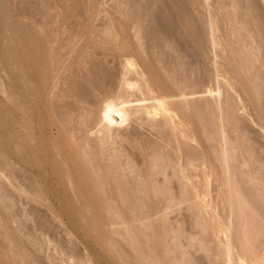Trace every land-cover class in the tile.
<instances>
[{
    "label": "rangeland",
    "instance_id": "1",
    "mask_svg": "<svg viewBox=\"0 0 264 264\" xmlns=\"http://www.w3.org/2000/svg\"><path fill=\"white\" fill-rule=\"evenodd\" d=\"M156 48H157V51H156ZM103 50L104 52L106 51L105 55H104V52L102 53ZM146 50L149 53H147ZM126 57H129L134 60L136 64V68L138 67L142 68L144 66V69L146 68L147 71L150 70L149 74H150V77L151 76L153 77L152 80H154L155 84L157 83L159 87L161 86V89H164V92L168 94L173 92L172 91L173 87L170 85L175 86L173 83L178 79L182 80L183 82H184L183 79H186L188 83L185 82V84L187 85L188 84L190 85L192 83L191 85H193L194 88L190 85L189 88L191 89L192 87L190 91L194 89L196 90L195 92H197L196 94L199 95V97L194 98L195 100L197 99L195 104H197L198 110H195V112L193 110L192 115H191L193 117L190 116V112H189V116H190L189 119L191 120L190 126H193L194 128V130L192 131L194 132L196 131L195 132L196 134L195 133L194 134L196 135L197 141L186 140V142H189V145L193 144L192 146L195 148L192 147L193 148L192 150L199 151L202 153L206 152V154L205 153L204 154L208 155V158L204 156L205 158L204 159L202 158L201 159L202 161L200 160V162H204L203 160L205 159H207V161L209 160L211 163L214 162L212 165L208 161V163H210L208 167L211 166V168L214 169V170L211 169V171H214L215 173L218 172V175L216 176V178L220 177L219 173H220V170L222 169L219 164L220 162L217 159L219 156V154L217 153H219L221 149L218 137L222 136L221 131L225 132L224 130H221L222 128H226L225 136L228 139L227 142L230 144L229 145L227 143L229 146V149L234 148L233 149L234 152L231 151L233 156L234 154L235 156L237 155L236 157L238 158L242 156L240 160H243L246 158L248 154H250L249 155L250 157L251 155L254 158L256 156L253 162L251 161V164H247L248 162H246L247 161L246 159H250V160L253 159V157H251L252 158L251 159L249 156H247L248 158L245 159L246 161L243 160L240 162L245 161L247 165H250L248 168L251 167L252 163L254 165L255 164L260 165V166L257 165V167L256 165L255 167H253L252 165L253 170L254 168H256L255 171H253L252 169L246 168L245 170L247 171L248 170L253 171V172L249 171V174L248 172L247 173L245 172V174H248V175H244V173H241L240 171L241 176H245V177L247 176L245 179L250 180L251 178L249 177H251L252 175H255L254 174L255 172L257 174L258 173L257 169H260L264 165L263 163L264 162V0H0V264H82V263L83 264H147L146 258L147 260H149L148 258L151 256L152 258H156L159 263L160 261L158 260L157 257L159 256L162 257L164 256V254L166 256V259L172 258L170 260L168 259V263L171 262L172 264L173 259L176 255H177L176 256L177 258L175 257V259L182 258L180 256L181 253L183 257L185 255V259L187 260V262L186 260L184 262L186 264H190L189 262L191 260H192L191 261L192 264H194L195 262H197L198 264L199 260L204 259V255H202L203 259H202V256L201 258H199L200 256L198 255V257L196 258V261L194 259L195 262L193 263V258H195V256L193 257V253H196L197 249H189V248L185 249V247L186 248L187 246L190 247V245L192 244L191 243L192 241L199 239V235L201 234V231L204 233L208 231V230H205L207 228H204L202 225H200L202 222L200 221L201 222L200 223L197 220L199 219V217L201 216L203 212L205 213L204 215L207 218L205 220H207V222L210 223L209 227L212 224L211 220L208 217L209 211L206 209L212 206V202H211V205L207 206L206 208L201 207V209L203 208L206 210L202 209L201 212H198V214L200 213V215H198L196 211L200 209L201 205L196 206L195 204V203H197V205L202 204V202L204 203L208 200L207 198H209V201H211V197H208L209 194L207 196L205 195L206 192H210L211 194L212 190L209 187L206 188L205 186H203V188H199L201 189V191L202 190L204 191V192H200L201 193L200 195H202V198L205 195L207 197L205 198L206 201L205 200L203 201L204 198L202 199L199 196H198V199L200 198L202 200L197 201L196 199L197 196L196 198L193 197L194 199H196L197 202L193 198H192V200H194L193 202H191V199L189 200V203L191 202V205L193 203L194 207L196 206L199 208L195 207L193 209V205L190 207L185 205L186 202L188 203V201L184 202L185 204L183 203V205H185L184 207L182 204L178 205L179 207L177 208L174 207L173 205L171 207L167 206L168 208L165 206L166 210L161 209L163 208V206L162 204H160L161 207L160 205H156L160 209L158 210V208L156 207L157 209L155 208L154 210L155 213L151 215V213L153 212V210H151L153 208L151 207H155V206L151 205V207L149 208L152 211L151 212L148 209V207L150 206L149 203L147 204L148 205L147 208H146L147 205H145L144 203L145 199H147V195H146V198L144 197L145 194L147 193L146 188H149L150 185L151 187L153 184L155 185V181H153L154 179L152 177L151 178L153 180L151 178H149V180H146L147 179L146 178L144 180L145 183L142 182L143 184L141 185L143 186H141L140 185L141 182L137 181L136 178L138 179L139 177H141V175L143 176L144 174L142 173L144 172L146 175L147 174L146 169L156 167V166L154 167L153 165H152L153 167H151V164L150 166H148L149 164L148 162L150 159L152 161V158L151 156H148L147 152L149 150L154 151V149H156L157 147L159 148V146L162 143L166 144L165 142L160 143L161 140H159L158 136H156L157 134H155V130L151 128L152 125H149V122H150L149 120H148L149 121L148 123L146 124L143 123L144 125L142 126L141 125L139 126L137 124H132V128H128L130 132H124L128 136L118 135L119 136V138H117L118 145L116 142V146H115V141H116V137H115L114 147H113V148L117 147L116 148L117 150L114 151V154L117 155L118 158L117 157L115 158L118 159V162H122L125 160L128 161L127 158L130 160L131 158L135 157L134 155H136L135 159H137V157L139 158L137 159V161L134 159L132 162L131 161L129 162L131 163L130 164L131 166L132 163L136 164L139 161L138 165L133 164L132 166H134V172L135 171L140 172L141 170V173H139L141 175L136 173V175L138 174L137 176H139L137 177L135 173L133 172V170L132 172H130V170L128 169L130 172L129 174L134 173L133 175L135 176V179L134 177H132L134 180H132L131 178H128V179H130L131 182L132 181L135 182V180L137 181L136 183L140 182L137 185L135 183L134 186H138V187L141 186L142 188H144V186L146 187L148 185L149 187L147 186L146 188H144L146 191L145 194H144L145 191H142V188H138L141 190V192L140 190L138 191V189H137V192H134L136 187L133 188V183L132 184L129 183L130 185L122 184L125 186V187L123 186L125 190L127 187L126 191H123L124 189L121 187L123 189L122 192H124V194H122L121 191L116 190L118 185H114L115 181L118 179L120 180L121 178L122 179L120 181L124 180L123 175L125 174L122 173V171L123 172L127 171V170L121 171L120 169L121 172L119 171L118 172L119 174H117V176L115 174V176L119 177L121 175L122 176L121 178L117 179L116 177H114L116 179L115 181H110V179H108L107 181V178H106V181L108 183L114 182L112 183L113 185L111 183L108 184V186H110V189L106 188V189H109L110 191H112L113 189V191L111 192L113 197L112 196L111 197L114 200H116L113 202L114 206L112 205L113 203L110 202L111 201L110 199H109L110 200L109 203H112L110 204L112 206H110L109 203H105L107 206L104 203H102L104 201L108 202V200H106L107 199L106 197L103 198L100 196V199H97L99 198L97 195L101 194L99 193L101 192V190H98L99 192L96 191L98 194L94 195L95 191L93 189L89 188L90 190L88 191L86 188L84 189V188H79V187L76 188L78 194L80 195L79 193L80 191H82L83 195L87 194L86 195L87 198L86 196L82 197V193H81V197L85 198L89 202L92 201L93 204H90V205L85 204L83 205L84 207L82 205H81L82 207L75 205L76 203H78L76 201L80 200L79 199L80 196L77 195L79 196L78 197L79 200L78 199L75 200L72 197H75L76 195L74 194L75 196H72L73 194H69L70 192H67V190H65L67 188L66 186L67 181H64V180L68 179V176L66 177V175H64L65 173L63 174L64 175L63 176L62 175L63 172L59 174L60 176L62 175V178L65 177V179L64 178L63 179L61 178L62 180L60 179L62 182L64 181L62 184H60L59 182L60 188H55V186L53 187V184H50V183H49L50 185L48 186V183L45 181L46 177L43 176V174H41V177H40V174H37V176L38 175L39 176L36 177L37 182L39 181V184H41L44 187L45 191H48V192L52 191V193L54 194L56 192L55 189H59L57 190L58 194L55 193V195L57 196V198H59L60 202L63 200L62 203H58V204L52 203L50 204L52 206H50L49 204H46V205L42 204L40 206L37 205L35 206L36 208H34L32 206H29L28 204H25L21 200V195L19 193L20 185L18 184L19 179H17V177L19 178V174H18L19 172L15 173L17 171V170L15 171V169L18 167H21V164L23 165L22 167H26L30 165L31 162L33 164L35 162L34 161L35 158L32 159L31 158L32 156H29L30 152L27 153L25 151V153L28 155H26L23 152L25 155V159H26V160L24 159V161L25 162L27 161V162L24 163L22 159H18L19 153L17 152L19 151L16 152L18 154L17 155L15 153V150H17L16 149L17 145H15V142L17 141L18 145L20 143L21 144L23 143L24 145L26 144L25 146H27L28 143L33 142L32 138H34L35 135L37 136V134L34 133V130H36L39 127H40L39 130H41L43 124L45 123L46 117L50 116L49 117L50 120L55 119L53 117L54 115L53 116L49 115L50 114L49 108L51 107V105L49 107V104L52 102L51 101L52 99L55 100V98L53 97H56L55 95L60 93V92L59 93L57 92L60 91L61 88L65 86L64 91H66V89L69 88L68 86H66L67 83L65 84V82H67L68 79L73 80L74 78V81L81 79V83L83 85L86 84V82L83 83V80H82L84 79L85 81V78L79 76L80 73L76 74L75 72H73L74 70H77L76 72L80 71L78 69L79 66H81L79 65L80 61L81 62L83 61V63L88 62L86 64L84 63V65H87V66L90 64L89 61L91 60L93 61L91 62L93 64L94 63L96 64V61H97V64L102 63V65H105V66H109V67L113 66L114 71L116 72L113 75V77H115V75L118 76L117 73H119L120 70L122 69L121 64L119 62L123 61L122 58L124 59ZM104 61H106L105 64L103 63ZM74 63L78 64L79 66L78 65L75 66ZM64 67H67L68 71L67 69L65 70ZM81 68L82 67H80V69ZM172 69L174 70L172 71ZM56 74L60 76L57 77ZM61 75L65 77L63 78L61 77ZM72 75L75 77H72ZM169 75L174 78V79L172 78L173 80H175L176 77L178 78L175 81L170 83L171 77L170 79L167 78L169 77ZM56 77L57 79H55ZM66 77L67 78L69 77V78L67 79ZM76 77L78 79L75 80ZM65 78L67 79V81ZM64 79L65 81L64 83H62ZM188 80H191L190 81L191 83ZM5 85L9 87V90H7L8 93L6 92V88L8 87H6ZM206 88H215L214 90L218 89L220 93L218 97L220 98L218 99V97H215L217 96V93H214L213 95L209 94V96H206L208 94H206V92H203V90H205ZM64 91L61 90L62 93ZM202 92H203V95L200 96ZM48 93L50 94V97ZM46 94L47 96H45ZM62 97L66 99V97L64 96ZM214 97L217 98L216 99L217 102L218 101L222 102L221 104L218 103L219 108L215 105L217 104V102L216 100H214ZM26 98L27 99L29 98L28 101ZM44 98H45V104L43 105L45 106L48 104L45 107L40 104L44 102ZM174 99L175 98L172 97V100L176 101V99L175 100ZM212 101H215V103ZM32 102L33 103L35 102L36 105H34ZM12 103H13V106H12ZM7 104H9V106H7ZM205 104L206 105L210 104L214 106L213 107L214 109L213 110L210 109V112L208 111L209 113H207V111H205L202 107V105H205ZM39 105L41 107H39ZM17 107H18V111H17ZM42 108L44 111H42ZM38 109H41V111ZM46 110L48 113L46 112ZM219 112L220 114H222V116L219 114ZM225 112L227 113L225 114ZM206 113H207V116L210 115L208 119H207ZM19 116H20V119H19ZM22 119L24 123L21 121ZM25 119L27 120L29 119V121L26 120L27 121L26 122ZM47 119L48 118H46V120ZM206 121H209L210 123ZM218 121H220V123ZM33 123L37 127L33 125ZM203 123H205L204 125H208V126L211 124L210 125L211 127L209 126L211 130L208 128L209 131H207L206 128L208 126L205 128L206 130L205 129L200 130V129H203ZM219 124H221L220 130L218 129ZM21 125L26 126V127H23ZM33 127L35 128L34 130H33ZM6 128L9 130H6ZM134 131L136 132L134 133ZM6 132H8L9 135L5 134ZM205 132L209 133V135L207 134L209 138L213 135V138H211L210 140L208 138L209 142L207 143V145L205 143L207 142V139L203 137V136L207 137ZM216 132L217 133L219 132V133L217 134ZM90 136L93 137V134H90ZM52 138L53 136L50 137L49 143L50 141L52 142L53 140H55V137L53 139ZM62 140H64L65 142L66 139H62ZM67 140H69L68 137H67ZM67 140L66 142H68ZM155 140L157 143H160V144L159 145L156 144ZM151 141H154V142H151ZM220 141H221V137H220ZM210 142L212 144H210ZM154 143H155V146L154 145H153L154 147L151 146ZM111 144H109V146ZM170 144L173 145L174 143L171 142ZM194 144L196 146H194ZM202 144L206 146L204 147ZM208 144L211 146V148L209 146L210 150H208L207 148ZM7 146L8 148H6ZM20 146L18 149L21 150L20 152H22L23 149ZM25 146H23V148ZM148 146L154 149L152 148L149 149ZM110 147H112V145ZM166 147H171V146L168 145ZM183 148H185V146ZM118 149L120 152H117ZM203 149L204 151H202ZM5 151H8V153ZM155 151L158 152L157 149ZM138 152H141V153H138ZM149 152H152V151H149ZM171 152L173 155H175L173 151ZM208 152H210V154H208ZM152 153H149V154H152ZM215 153L218 156H215L216 155ZM141 154L145 156V159H148V161L145 159H144L145 161H142ZM22 155L20 157H23ZM128 155H131V156L133 155V157L131 156L127 157ZM210 155L212 157L215 156V158L216 157L217 158L216 159L214 158L213 160V158H211ZM123 157L125 158V160ZM152 157H155V156L152 155ZM157 158H155L156 161H157ZM159 158H160V161L163 160L161 159V157ZM7 159H8V162H5L7 161ZM170 159L171 157H168L165 161H169ZM233 160H234V157L233 159L231 158L230 161H233ZM12 162H14V164L16 163L17 166L14 165ZM234 162L236 164L237 161H233V164ZM157 163H160V162L157 161ZM7 164L8 165L10 164L9 166H11L12 168L16 166V168H14L15 172H12L13 169L9 168ZM204 164L206 163L204 162ZM242 164L244 165V168H245L246 165L244 163ZM242 164H240V166ZM4 166L8 167V170L11 172L12 175L10 174L9 171H8L9 174L8 175L6 174L7 169L5 171ZM173 166H175V163ZM175 168L177 169V166ZM240 168L241 167H239V169ZM262 168H263L262 170L260 169L262 172H259V173H262L263 177L261 176V174L259 175L262 178H264V172H263L264 166ZM197 169L196 171L200 173L201 168L199 167ZM151 170H150V173H151ZM117 171L118 170L116 169V172ZM153 171L154 169L152 170V173ZM236 172L235 173L238 174V170ZM58 173H60V171ZM129 174L128 176L131 177ZM145 175L143 177H146ZM211 175H213V172H211ZM110 176L112 177V175ZM143 177H141V179H143ZM210 177H209L210 181H212L213 178H215L214 175ZM261 177L260 179H262ZM43 178L45 180H42ZM124 178L126 182H130L126 180L127 179L126 177ZM173 178L177 181V178H175V175ZM214 180L216 181V183L214 182ZM214 180L213 182L217 184L218 179H214ZM125 181L121 183H124ZM250 181L252 182V180ZM250 181L249 183L251 184ZM65 182H66V185H65ZM75 182L76 181H74V184ZM199 182H202V180ZM213 182H210L211 183L210 187L212 188L214 187L212 185ZM253 182H255V184L257 183L255 180ZM161 183L163 182H160L159 184ZM165 183H164V187L167 185V184L165 185ZM159 184L156 183V185L158 186ZM243 184L245 185L244 189H246L248 186L246 181ZM255 184H253L254 187L252 190H250L252 186L251 185L248 186V188L246 189L247 190L246 193L250 196L252 195L253 199H256V202L255 200H252L254 201L253 202L254 204L255 203L260 204L261 202H258L257 199L259 198L258 199L259 201L263 200L262 198L264 196L260 199L261 195L259 196V194H256L253 190L254 189L260 190V186L262 184L260 185V181H259L260 186L257 184L258 185L257 187L259 188H256ZM122 185L120 184V186ZM61 186H63L64 190L63 189L60 190L62 188ZM113 186L114 188L116 186L115 190ZM129 186H131L134 190H129ZM2 187L3 188L5 187L6 189L5 188L3 189ZM131 187L130 189H132ZM263 187H264V182H263ZM205 188L207 190H205ZM263 189L264 188H261V190ZM102 190L104 191V189ZM213 190L216 191V189H213ZM220 190H221L220 193H223L224 190L226 192V189L224 187H223V192H222V189ZM258 190H255V191L257 192ZM261 190L259 191L260 194L262 193ZM21 191L22 190H20V192ZM61 191H65V193H63L64 196L62 195ZM172 191H174V189H172ZM7 192L9 195L6 194ZM138 192L139 194H137ZM52 193H48V195L54 196ZM90 193L91 194L93 193V194L90 196ZM4 194L6 197L4 196ZM59 194L61 195L59 196ZM65 194H68L70 195V197L71 196L72 197L69 198V196ZM212 194L210 196H213ZM214 194L216 193L214 192ZM93 195L95 197L97 196L96 198L97 200L102 199L103 201L98 202L94 198ZM126 195L128 196V199ZM137 195L140 196L139 198L140 200H141V197H143V199L145 198L142 202L143 205L139 203L141 201L138 200L137 197L139 196ZM255 195H258L259 197L257 198L255 197ZM7 196L9 197L7 198ZM27 196L28 198L34 197L35 199L36 198L38 199L37 195H31V193L30 195L27 194ZM161 196L164 197L162 194ZM60 197L62 198L60 199ZM124 197H125V200L127 199L126 201L122 200V198ZM133 198H135L137 201L134 200ZM129 199H130V203H129ZM72 200L75 201V203H71ZM93 200H96L97 203L95 202V204H98V205H95ZM121 200H122V203H120ZM131 201L134 202L135 205ZM252 201H250V203H252ZM83 203L85 202H82L81 204ZM263 203L264 202H262V204ZM94 206H97L98 208L100 207L99 208L100 210H98V208ZM106 208H108V210ZM195 209L197 210L195 211ZM156 210H158V212H156ZM149 211H150V215L148 214L146 216L147 212L149 213ZM164 211H166V213ZM195 212L198 215L197 219L195 218L197 217ZM164 215L166 218L164 217ZM204 215H202L201 217L203 218ZM130 216L133 220L130 218ZM115 217H116V220H115ZM190 217L192 219H196V223L197 221L199 222V224H196L200 230V231L196 230V232L198 231L199 235L198 233L196 234L195 231H193L197 227L194 228L195 224L192 222L194 220H192ZM151 219L152 221L154 220L153 223L150 222ZM159 219H162L164 221L166 220V221L163 222L162 220H159ZM148 220L150 222L149 223L150 225L146 223V221L148 222ZM202 221H204V218L202 219ZM163 223H164V226H163ZM166 223L170 225L168 226ZM192 223L194 226L192 225ZM205 223H202V224H205ZM190 224H191V227L193 228L190 227ZM149 226L153 227V230L155 231L156 234H154V232L151 231L152 228ZM161 226H163L165 229ZM160 227L162 229L161 233H159L161 231ZM148 228L149 229L151 228L150 230L151 232L149 231ZM127 229L129 231L128 232L129 234L126 232ZM157 230H160V231L158 232ZM163 230H166V231L163 232ZM170 230L171 231L173 230V231L171 232ZM165 232H166V235H165ZM210 232L211 230L209 231V236L211 234ZM152 233L154 235L150 237L149 235ZM147 234L149 237L147 236ZM170 234L172 236H170ZM204 235L206 236V234ZM205 236L204 237L200 236V239L202 238L203 242L200 240L199 241L200 244L196 243L197 245L194 244L195 246L193 245L191 246L195 248L196 246L198 245L200 246L201 244L203 246L204 245L203 243H206L205 244L206 246L207 242L211 240L207 241L208 239H210L208 236V232H207L208 238ZM204 238H207V239L204 240ZM213 239H214V235H213L212 241ZM152 240L154 241V243L156 242V244L152 243V245L156 246V247L153 246L154 248L152 246H151L152 248L149 246ZM187 240L189 242H187ZM169 241H171L172 243ZM146 242L148 243V245H146ZM174 242H176L178 245H176V243ZM185 242H187L188 245H186ZM165 243L166 245H164V247L169 245V247L171 246L170 247L171 250L169 249L168 246H167L168 249L166 247H165L166 249L163 248V244ZM213 243L215 244L216 241ZM213 243H211L210 245H212ZM217 243L219 244L218 240H217ZM210 245L208 247L211 250L213 249V251L210 250V252H207L209 250H206L208 254L211 252L214 253V250L217 248L216 247L217 245L214 246L215 248H211ZM205 246L203 247L205 248ZM219 246L221 250L223 251L222 245L219 244L218 248ZM199 248H198V251H199ZM202 249L203 248H201V250ZM205 249H208V248H205ZM75 250L77 251V253ZM146 250H148L150 254H146L148 253V251ZM176 250H178V252H176ZM184 250L186 251L189 250L190 252H192V256L189 251L188 253H186V251ZM203 251L205 252V250ZM165 252H168L169 255ZM172 252H174L175 254H173ZM206 252L205 254H207ZM216 252L217 254H219L218 251ZM221 252L219 254L220 256H222ZM177 253H179V255ZM213 253L212 255L216 256V258L218 259L221 258L219 257V255L217 256L216 254H213ZM146 255L147 256L150 255V256L147 257ZM186 255L188 256L187 257L188 259L186 258ZM212 255L210 254V257L208 258L209 260L212 259L211 258ZM189 257L191 258L189 259ZM206 258L207 257H205V259ZM223 258H224V254H223L222 259ZM205 259L203 261H205ZM208 259H206V261ZM218 259H217V264L223 262V261H220L218 263L219 261ZM160 260H161V264H163V262L164 264L167 263V262L165 263V260L164 261L162 259ZM155 261L156 260H153L154 263ZM181 261H182L181 264H183L184 263L183 260ZM206 261L204 263H206ZM179 262L178 264H180ZM222 264H224V262Z\"/></svg>",
    "mask_w": 264,
    "mask_h": 264
},
{
    "label": "bare ground",
    "instance_id": "2",
    "mask_svg": "<svg viewBox=\"0 0 264 264\" xmlns=\"http://www.w3.org/2000/svg\"><path fill=\"white\" fill-rule=\"evenodd\" d=\"M121 49V48H120ZM119 49V50H120ZM108 50V49H107ZM112 51V50H111ZM124 51V50H123ZM147 51V50H146ZM156 51H157V48H156ZM163 51V50H162ZM165 51V50H164ZM104 52V50L102 51V53ZM106 52V51H105ZM104 52V55L106 54ZM108 52V51H107ZM114 52V51H113ZM126 52V51H125ZM128 52V51H127ZM96 53V52H95ZM109 53V52H108ZM112 53V52H111ZM140 53V52H139ZM147 53H149L148 51H147ZM97 54V53H96ZM125 54V53H124ZM133 54V53H132ZM135 54V53H134ZM165 54V53H164ZM167 54V53H166ZM121 56V55H120ZM119 56V57H120ZM125 56H127V55H125ZM129 56V55H128ZM92 57V56H91ZM105 57H107V56H105ZM130 57H132V56H130ZM100 59V58H99ZM177 59V58H176ZM82 60V59H81ZM94 60V59H93ZM101 60V59H100ZM99 60V61H100ZM122 60L123 61H120L119 63L121 64V67H122V69L120 70V72L119 73H117V75L118 76H116L115 75V77H113V75L116 73L115 71H114V68H113V66H105V65H102V63L100 64V63H98L97 64V61H96V64L94 65L93 63H91V62H93L92 60L91 61H89V60H87V61H89V65L87 66V65H84V63H83V61L81 62H79V65H81V66H79L78 64H75V66L76 65H78L79 66V70L81 71H79V72H76L77 70H74L73 72H75L76 74H78V73H80V77H83V78H85V81H84V79H82L83 80V83L84 82H86V86L85 85H83L82 83H81V79H78L77 77L75 78V80L76 79H78L77 81L79 82H77V81H74V78H73V80H70V79H68L67 77V79H68V81H67V79H66V81L67 82H65V84H66V86H68L69 88H67L66 89V91H64L65 90V86L63 87V88H61V90L62 91H64L63 93L61 92V90L60 91H58L57 93H61L62 94V96H64V97H66V99H64L62 96H61V94L59 93V94H56L55 96L56 97H53V98H55V100H53L52 98V102L49 104V107H50V105H51V107L49 108L50 110V114L49 115H51V116H53L55 119L54 120H50V116L49 117H46V116H44V117H46V118H48L47 120H46V118H45V123L43 124V126H42V128H41V130H39L40 129V127L39 128H37L36 130H34L35 128V124L33 123V125H35L34 127H33V130H34V133L35 134H37V136L35 135H33L34 136V138H32L33 139V142H30V143H28L27 144V146H28V148H27V146H25L23 143L21 144L20 142V144H21V146H20V144L18 145V142L16 141L15 142V145H17L15 148L17 149V150H15V153L17 152V151H19V152H17V153H19V158H18V156H17V158L18 159H22L23 161H24V159H25V155H24V153H25V151L27 152V153H29L30 152V155L29 156H32L31 158L33 159V158H35V164L33 163L32 164V162H31V164H30V162H29V164L30 165H28V166H26V167H22L23 165L21 164V167H18V168H16V163L14 164V162H12L14 165H16L15 167H14V165H13V167L14 168H16L15 169V171H14V168H12L11 166H9L8 164H7V166L9 167V168H12V169H10V170H12V172H15V173H17V172H19L18 174H19V178L17 177V179H19L18 181H19V187H20V190H22L21 192H20V190H19V193H20V195H21V200H22V202H24L25 204H28L29 206H32V207H34V208H36L35 206H37V205H46V204H54V203H62V201L60 202V200H59V198H57V196L55 195V193H57L58 191L57 190H59V189H55L56 190V192L53 194L52 193V191L50 192H48V191H45L44 190V187L41 185V184H39V181L37 182V178L36 177H38L37 176V174H40V177H41V174H43V176H45L46 177V180L43 178L42 180H45L47 183H48V186L50 185V184H53V187L55 186V188H60V185H59V182H60V184H62L64 181H67V185H66V182H65V185L67 186V188L65 189V190H67V192H70L69 194H73L72 196H75V197H77V198H75V197H72L73 199H78V197L80 196V200L79 201H76V202H80L79 204L78 203H76L75 205H77V206H80V207H82L83 205H85V204H88V205H90V204H93L92 203V201H87L85 198H82V197H84V196H86V195H83V193H82V191H80L79 193H80V195L78 194V192H77V190H76V188H86L88 191L90 190V189H93L95 192H94V195H96V194H98L97 192H99L98 190H101V192H99V193H101L100 195L98 194L97 196L99 197V198H97V196L95 197L94 195V198L96 199H100V196L101 197H103V198H107L106 200H108V202H106V201H104V202H102V203H109V201L110 202H114V201H116V200H114L112 197V191H113V189H112V191H110L109 189H110V186H108V184L109 183H111V182H107L108 181V179H110V181H115L116 179L114 178V177H116L117 176V174H119L118 172L120 171V169H121V171L122 170H127V171H125V172H123L122 171V173H124L125 175H123V179L124 180H122V181H120L122 178V176L120 175L119 177H116L117 179L118 178H121L119 181L118 180H116L115 181V184L114 185H118L117 186V188H116V186H115V188H116V190H119V191H121V193L122 194H124V192H122V190L124 189V185H122V184H129V183H133V188H135L136 187V189H135V191L134 192H137V189L138 188H142L141 186H143V185H141V184H143V183H145L144 182V180L146 179V180H149V178H151L153 181H155V185H154V187H153V185H152V187H151V183L149 184L150 185V187L149 188H146L145 186H144V188H146V191H147V193H146V191H145V189L144 188H142V191H145L144 192V194H145V198H146V195H147V199H145V201H144V203H145V205H147L148 203H149V207H148V205L146 206V208L148 207V209L151 207V205L153 206H155V207H151V208H153V209H151V210H153V212L151 213V215L153 214V213H155V208L157 207L158 208V206H156V205H160V204H162V206H163V208H161V209H165L166 210V207L167 206H169V207H171L172 205L174 206V207H179L178 205H180V204H182L183 205V203L184 202H186V201H188V203L186 202V204L185 205H187V206H192L193 205V203H192V205H191V202H193L194 200L196 201V199H197V201H199V200H202L203 198V201L205 200L206 201V199L205 198H207L206 196L209 194V196L208 197H211V201H209V198H207L208 200V202H210V203H208L207 201L206 202H202V204H198L197 205V203H195L196 204V206H199V205H201L200 206V209L199 210H197V209H195V211L197 212V214H198V212H201L202 211V209H201V207H204V208H206L207 206H210L211 205V202H212V206H210V207H208V208H210V209H208V208H206L208 211H206V212H208L209 213V215H208V217H209V219L211 220V226L209 227V225H210V223L209 222H207V220H205V219H207L206 217H205V213L203 212L202 214H201V216L202 215H204L203 216V218H204V221H202V217L200 216L199 217V219H197L198 218V215H200V213L197 215L196 214V212H195V214H196V216L197 217H195L199 222L201 221L202 223H205V221H206V225L205 224H202L201 222V224L200 225H202L204 228H207V229H205V230H208V231H206L205 233L204 232H202L201 231V234L199 235V233H198V231H200L199 230V228L197 227V225L196 224H199V222L197 221V223H196V219H192L193 218V216L195 215H193L192 216V220H194V221H192L194 224H195V227L194 228H196V229H194L193 231H195V233L197 234L198 233V235H199V239H197V240H195V241H190L191 243V245H193V246H195L194 244H198L199 243V241L201 240L202 242H203V240H202V238L200 239V236L201 237H204L205 235L204 234H206V236L205 237H207V232H208V236H209V231L211 230V234H210V236H209V238L210 239H208L207 241H209V240H211V241H209V242H207V245L205 246V244L206 243H203L204 245L203 246H205V248H208V249H205L203 246H202V244L199 246V247H201V248H203L202 250H201V248H199L198 246H196L195 248H193L191 245H190V247H188L187 246V248L185 247V249H197L195 252L197 253H193V257L195 256V258H193V263L196 261V258L198 257V255L200 256L199 258H201V256L202 255H204V259H205V257H207L206 259H208L209 257H210V254L212 255V253L213 252H211V253H207V252H210V248L208 247L211 243H213V242H215L216 241V243H217V240H218V242H219V244H221L222 245V247H223V251L221 250V248H220V246H219V248H218V243L216 244H212V245H210V247L211 248H215L214 246H216L217 248H218V250H217V248L215 249L216 251H218V253L220 254V252L222 253L221 255L222 256H220L219 254H217V252L214 250V253L213 254H216L217 256L219 255V257H221V258H216V256H214V255H212L211 256V258L213 259V261H212V259H208L207 261H208V263L210 264L211 263V261H212V263L213 264H217V259L219 260L218 261V263L220 262V261H223L224 262V264H264V203L262 204V202H264V194H263V190H261V188H264L263 187V182H264V178H262L263 177V174L262 173H259V172H262L261 170L263 169L262 167L264 166H262L260 169H257L258 170V173L256 174V172L254 173L255 175H252L251 177H249V178H251L250 180H252V182L250 181V180H246L245 178L247 177H245V176H241V173H244V175H248L249 174V171H251V170H245L246 168H248L250 165H247V164H251V161L253 162V160L256 158V156H255V158L251 155V157H253V159L249 156L250 154H248L247 156H249L252 160H250V159H246V158H248L247 156H246V160L245 159H243V160H245L246 162H248L247 164H246V162L244 161V162H240V161H243V160H240V158H242V156H240L239 158L238 157H236L235 156V154H234V156H233V154H232V152L231 151H233V149L234 148H231V149H229V146H228V139H227V137L225 136L226 135V128H222L221 129V124H219L218 126H219V130L221 129V130H224L225 132H223V131H221L222 133H221V135L222 136H220L221 137V141H220V137H218L219 138V142H220V152L219 153H217V154H219V156L216 154L215 156H218V160H219V164H220V166H221V170H220V173H219V178H220V180H219V178H216V176L218 175V172L217 173H215L214 171H211V166H209L208 167V165L211 163L209 160V162L210 163H208V161H207V159H205V160H203L206 164H204V162H200V160L203 158H205L204 156H206L207 158H208V155H205L206 154V152H204V153H202V152H199V151H194V150H192L193 148H195V147H193L192 145H189V142H186V140H188V141H197L196 140V131L194 132V131H192V130H194V128H193V126H190V122H191V120L189 119L190 118V116L192 115V112H193V110H194V112H195V110H198L197 109V104H195L196 103V100L194 99L195 97H199V95L198 94H196L197 92H195L196 90H192V91H190L191 89H192V87H193V85H191L192 83L190 82L191 80H188L191 84V89L189 88L190 87V85L188 84H185V82H187V80L186 79H183L184 80V82L182 81V80H176L178 77H176L175 78V80H173L174 78L173 77H171L170 75H169V77H167V78H169L170 79V77H171V79H170V83L171 82H173V81H175L173 84L175 85V86H173V85H170V86H172L173 88H172V93H170V94H168V93H166V92H164V89H161V86L159 87L158 85H157V83L155 84V82H154V80H152V76L150 77V70L149 71H147V69L145 68L144 69V66L143 65H141V66H143L142 68L141 67H138V68H136V64H135V62H134V60L133 59H131V58H129V57H126V58H122ZM160 60H161V58H160ZM168 60V59H167ZM167 60H165V61H167ZM98 61V62H99ZM136 61V60H135ZM105 62L106 61H104L103 63L105 64ZM78 63V62H77ZM83 63V64H82ZM86 63H88V62H86ZM85 63V64H86ZM108 63H109V61H108ZM168 63V62H167ZM71 64H72V62H71ZM100 64V65H99ZM141 64H142V62H141ZM164 64V63H163ZM85 67H84V66ZM99 65V66H98ZM138 65V64H137ZM74 66V67H75ZM101 66V67H100ZM174 66V65H173ZM70 67V66H69ZM80 67H82L81 69H80ZM165 67V66H164ZM168 67V66H167ZM245 67V66H244ZM139 68H141V69H139ZM58 69V68H57ZM64 69L66 70L67 69V67H64ZM76 69V68H75ZM167 69V68H166ZM65 70H63V71H65ZM73 70V69H72ZM174 69H172V71H173ZM67 71H68V69H67ZM170 71V70H169ZM23 73V72H22ZM58 73H59V71H58ZM57 73V74H58ZM64 73V72H63ZM66 73V72H65ZM12 74H13V72H12ZM56 74V75H57ZM69 74V73H68ZM75 74V75H76ZM53 75H55V74H53ZM65 75V74H64ZM74 75V74H73ZM72 75V77H75V76H73ZM172 75V74H171ZM7 76V75H6ZM60 76V75H59ZM58 75H57V77H59ZM71 76V75H70ZM78 76V75H77ZM166 76H168V75H166ZM57 77L55 78V79H57ZM61 77H63L62 75H61ZM65 77V76H64ZM63 77V78H64ZM72 77H71V79H72ZM175 77V76H174ZM10 78V77H9ZM62 78V79H63ZM181 78V77H180ZM188 78V77H187ZM5 79H6V77H5ZM54 79V80H55ZM65 79L63 80V82L62 83H64V81H65ZM166 79V78H165ZM190 79V78H189ZM61 80V79H60ZM69 80H70V82H69ZM6 81V80H5ZM9 81V80H8ZM51 81V80H50ZM179 81V82H178ZM56 82V81H55ZM54 82V83H55ZM59 82V81H58ZM182 82V83H181ZM60 83V82H59ZM188 83V82H187ZM52 84V83H51ZM58 84V83H57ZM61 84V83H60ZM59 85V84H58ZM6 87H8L7 85H5ZM21 86V85H20ZM43 86V85H42ZM5 87V88H6ZM29 87V86H28ZM38 87H40V86H38ZM57 87V86H56ZM159 87V88H158ZM48 88V87H47ZM52 88V87H51ZM194 88V87H193ZM217 88V87H216ZM46 89V88H45ZM56 89V88H55ZM189 89V90H188ZM215 88H206L205 90H203V92H206V94H208V95H206V96H209V94L210 95H213L214 93H217V96H215V97H218L219 96V90L218 89H216V90H214ZM7 90H9V87L8 88H6V92L8 93V91ZM30 90V89H29ZM52 90V89H51ZM5 91V90H4ZM22 91V90H21ZM32 91V90H31ZM37 91V90H36ZM49 92H51V91H49ZM169 92V91H168ZM203 92H202V94H200V96L201 95H203ZM31 93V92H30ZM37 93V92H36ZM47 93V92H46ZM199 93H201V92H199ZM10 94V93H9ZM49 94V93H48ZM52 94H53V92H52ZM196 94V95H195ZM92 95H93V97H92ZM94 95H95V97H94ZM198 95V96H197ZM10 96V95H9ZM20 96V95H19ZM44 96V95H43ZM42 96V97H43ZM45 96H47V94L45 95ZM206 96H205V98H206ZM29 97V96H28ZM40 97V96H39ZM49 97H50V94H49ZM91 97V98H90ZM172 97H174L175 99H176V101H173L172 100ZM214 97V100H216L217 98H215ZM41 98V97H40ZM71 98V99H70ZM93 98V99H92ZM220 97H218V99H219ZM27 99V98H26ZM29 99V98H28ZM28 99H27V101H28ZM68 99V100H67ZM174 99V100H175ZM192 99H194V100H192ZM199 99V98H198ZM42 100V99H41ZM213 100V99H212ZM8 101V100H7ZM12 101V100H11ZM33 101H34V99H33ZM37 101H38V99H37ZM46 101H48V100H46ZM211 101V100H210ZM258 101V100H257ZM16 102V101H15ZM212 102H214L215 103V101H212ZM216 102H217V100H216ZM10 103V102H9ZM14 103V102H13ZM13 103H12V106H13ZM33 103V102H32ZM218 103H222V102H220V101H218L217 102V104H215L217 107H218ZM11 104V103H10ZM24 104V103H23ZM34 105H36L35 104V102L33 103ZM38 104V103H37ZM42 106H44L43 104H45V98H44V102L43 103H40ZM46 104H47V102H46ZM220 104H219V106H220ZM19 105V104H18ZM48 105V104H47ZM47 105H45V106H47ZM7 106H9V104H7ZM6 106V107H7ZM27 106V105H26ZM38 106V105H37ZM44 106V107H45ZM210 106H212V105H210V104H205V105H202V107H203V109L205 110V111H207V113H209L210 112V109L211 110H213L214 108V106H212V107H210ZM21 107V106H20ZM39 107H41L40 105H39ZM39 107H37V108H39ZM200 107V106H199ZM224 107V106H223ZM22 108V107H21ZM33 108H34V106H33ZM47 108V109H48ZM219 108V107H218ZM222 108V107H221ZM225 108V107H224ZM230 108V107H229ZM8 109H9V107H8ZM16 109V108H15ZM206 109H208V110H206ZM217 109V108H216ZM7 110V109H6ZM20 110H22V109H20ZM38 110H40L41 111V109H38ZM37 110V111H38ZM228 110V109H227ZM9 111V110H8ZM17 111H18V107H17ZM42 111H44L43 110V108H42ZM202 111V110H201ZM209 111V112H208ZM215 111V110H214ZM213 111V112H214ZM220 111V110H219ZM226 111V110H225ZM36 112V111H35ZM39 112V111H38ZM46 112H47V110H46ZM189 112H190V116H189ZM199 112V111H198ZM217 112H218V110H217ZM9 113V112H8ZM19 113V112H18ZM22 113V112H21ZM20 113V114H21ZM48 113V112H47ZM203 113V112H202ZM207 113H206V116H207ZM222 113V112H221ZM227 112H225V114H226ZM30 114V113H29ZM205 114V113H204ZM219 114H220V112H219ZM28 115V114H27ZM40 115V114H39ZM45 115V114H44ZM47 115V114H46ZM188 115V116H187ZM198 115V114H197ZM221 116H222V114H220ZM8 116V115H7ZM22 116V115H21ZM210 116V115H209ZM209 116H207V119H208V117ZM226 116V115H225ZM12 117V116H11ZM10 117V118H11ZM42 117H43V115H42ZM53 117H51V118H53ZM158 117V118H157ZM191 117H193V116H191ZM197 117V116H196ZM219 117V116H218ZM27 118V117H26ZM29 118V117H28ZM225 118V117H224ZM224 118H223V120H224ZM232 118V117H231ZM19 119H20V116H19ZM18 119V120H19ZM24 119V118H23ZM23 119L21 120L23 123H24V121H23ZM37 119V118H36ZM206 119V120H207ZM211 119V118H210ZM216 119V118H215ZM222 119V118H221ZM221 119H219V120H221ZM240 119V118H239ZM27 119H25V121H26ZM31 120V119H30ZM34 120V119H33ZM40 120V119H39ZM150 122H149V121ZM217 120H218V118H217ZM27 121H29V119L27 120ZM26 121V122H27ZM210 121V120H209ZM209 121H206V122H209ZM31 122V121H30ZM37 122V121H36ZM149 122V125H152V127L151 128H153L154 130H155V134H157L156 136H158V138H159V140H161V142L160 143H162V142H165L166 144H164V143H162L160 146H159V148L157 147V145H156V149L158 150V152H156L155 150L156 149H154V148H152V147H149L148 146V148L150 149V148H152V149H154V151L153 150H149V151H152V152H147V154H148V156H151V158H152V161H151V159L149 160V164H148V166H150V164H151V167H155V168H149V169H146V172H147V174L145 175V172L144 173H142V174H144L146 177H143L141 174H139V173H141V170H140V172L139 171H135L134 172V166H132L134 163H132V165L130 166V162L129 161H133L135 158H136V155H134L135 157H133V155L131 156V155H128L127 157H133V158H131L130 160L127 158V160L128 161H126L125 160V158H126V156H125V158H124V160L125 161H122V159H121V161L122 162H118V157H117V155H115L114 154V151H116L117 149V147L116 148H113L114 147V139H115V137H116V141H115V146H116V142H117V138H119V136L118 135H126L124 132H130L129 131V129L128 128H132V124H137V125H144L143 123H148ZM201 122V121H200ZM219 123H220V121H218ZM222 122V121H221ZM7 123V122H6ZM9 123V122H8ZM16 123V122H15ZM22 123V124H23ZM210 123V122H209ZM28 124V123H27ZM205 123H203V129H200V130H204L208 125H204ZM208 124V123H207ZM228 124V123H227ZM235 124V123H234ZM32 125V124H31ZM32 125V126H33ZM148 125V124H147ZM201 125V124H200ZM211 125V124H210ZM209 125V126H210ZM213 125V124H212ZM216 125V124H215ZM224 125V124H223ZM222 125V126H223ZM21 126H23V125H21ZM21 126H19V127H21ZM131 126V127H130ZM209 126L206 128L207 129V131H209ZM214 126V125H213ZM225 126V125H224ZM246 126V125H245ZM23 127H26V126H23ZM22 127V128H23ZM37 127V126H36ZM192 127V128H191ZM211 127V126H210ZM10 128V127H9ZM202 128V127H201ZM209 128V129H208ZM16 129H18V128H16ZM28 129V128H27ZM31 129V128H30ZM205 129V130H206ZM5 130V129H4ZM6 130H9V129H7L6 128ZM21 130H23V129H21ZM25 130H26V128H25ZM24 130V131H25ZM32 130V131H33ZM211 130V129H210ZM31 131V132H32ZM206 131V132H207ZM228 131V130H227ZM230 131V130H229ZM136 131H134V133H135ZM204 132V131H203ZM205 132V133H206ZM210 132H212V131H210ZM215 132V131H214ZM20 133H21V131H20ZM19 133V134H20ZM195 133V134H194ZM217 133V132H216ZM215 133V134H216ZM219 133V132H218ZM217 133V134H218ZM5 134H8V132H6ZM12 134V133H11ZM33 134V133H32ZM90 134H93V137H91L90 136ZM129 134V133H128ZM131 134V133H130ZM209 135V133H206V135ZM212 134V133H211ZM214 134V133H213ZM9 135V134H8ZM205 135V134H204ZM208 135H207V137L206 136H203V137H205L206 139H207V142H205L206 143V145H207V143L209 142V140L211 139V138H213V135L209 138L208 137ZM233 135V134H232ZM12 136V135H11ZM51 136H53V138L55 137V140H53L52 142L50 141V143H49V139H50V137ZM118 136V137H117ZM126 136H128V135H126ZM243 136V135H242ZM263 136V135H262ZM64 137V138H63ZM67 137H68V139L69 140H67ZM142 137V136H141ZM200 137V136H199ZM217 137V136H216ZM256 137V136H255ZM43 138V139H42ZM52 138V139H53ZM123 138V137H122ZM134 138V137H133ZM138 138V137H137ZM155 138V137H154ZM208 138H209V140H208ZM227 140H226V139ZM251 138V137H250ZM35 139V140H34ZM51 139V140H52ZM62 139H66L68 142H66V140H65V142H64V140H62ZM156 139V138H155ZM230 139V138H229ZM232 139V138H231ZM236 139H237V137H236ZM120 140V139H119ZM158 140V139H157ZM216 140V139H215ZM214 140V141H215ZM7 141V140H6ZM150 141V140H149ZM232 141V140H231ZM242 141V140H241ZM10 142V141H9ZM151 142H154V141H151ZM174 143L173 145L172 144H170V143ZM212 142V141H211ZM210 142V144H212ZM17 143V144H16ZM111 143H113V144H111ZM121 143V142H120ZM138 143V142H137ZM155 143L156 144H160V143H157L156 142V140H155ZM155 143L154 144H152L151 146H155ZM169 143V144H168ZM193 143V142H192ZM195 143V142H194ZM198 143V142H197ZM228 143V144H227ZM109 144H111L112 145V147H110L109 146ZM164 144V145H163ZM191 144V143H190ZM219 144V143H218ZM12 145V144H11ZM117 145H118V142H117ZM147 145V144H146ZM171 146V147H166V146ZM199 145H200V143H199ZM203 145V144H202ZM205 145V146H206ZM230 145V144H229ZM235 145V144H234ZM19 146L20 147H22V152H20L21 150H19L18 148H19ZM23 146H25L24 148H23ZM120 146V145H119ZM132 146V145H131ZM143 146V145H142ZM153 146V147H154ZM185 146V148H183ZM191 146V147H190ZM194 146H196L195 144H194ZM204 146V145H203ZM204 146V147H205ZM209 144H208V146H207V148H208V150H210L209 149ZM214 146H215V144H214ZM233 146V145H232ZM244 146V145H243ZM246 146V145H245ZM121 147V146H120ZM193 147V148H192ZM198 147H200V146H198ZM218 147V146H217ZM216 147V148H217ZM6 148H8V146L6 147ZM14 148V149H15ZM119 148V147H118ZM147 148V149H148ZM210 148H211V146H210ZM215 148V147H214ZM236 148V147H235ZM240 148V147H239ZM238 148V149H239ZM21 149V148H20ZM24 149H26V150H24ZM121 149V148H120ZM173 149V150H172ZM198 149V148H197ZM202 149V148H201ZM200 149V150H201ZM213 149V148H212ZM241 149V148H240ZM247 149V148H246ZM254 149V148H253ZM111 150V151H110ZM123 150V149H122ZM125 150V149H124ZM216 150V149H215ZM214 150V151H215ZM131 151V150H130ZM140 151V150H139ZM143 151H144V149H143ZM171 151H173V153H175V155H173L172 154V152ZM202 151H204V149L202 150ZM206 151V150H205ZM217 151V150H216ZM240 151V150H239ZM249 151V150H248ZM5 152H7L8 153V151H5ZM24 152V153H23ZM117 152H120L119 151V149H118V151ZM124 152V151H123ZM134 152V151H133ZM132 152V153H133ZM142 152V151H141ZM141 152H138V153H141ZM155 152V153H154ZM234 152V151H233ZM242 152V151H241ZM14 153V152H13ZM14 153V154H15ZM23 155H22V154ZM137 153V154H138ZM149 153H152V154H149ZM201 153V154H200ZM250 153V152H249ZM6 154V153H5ZM26 154V153H25ZM120 154V153H119ZM125 154V153H124ZM131 154V153H130ZM134 154V153H133ZM203 154V155H202ZM208 154H210V152H208ZM242 154V153H241ZM7 155V154H6ZM23 156V157H20V156ZM26 155H28V154H26ZM122 155V154H121ZM142 155V154H141ZM152 155L153 156H155V157H152ZM240 155V154H239ZM16 156V155H15ZM147 156V155H146ZM211 156V155H210ZM215 156L214 157H212L211 156V158H213V160H214V158H215ZM243 156H245V155H243ZM28 157V156H27ZM115 157H117V158H115ZM119 157H120V155H119ZM143 157V158H142ZM159 157H161V159H163V160H161L160 161V158L158 159ZM168 157H171V159L169 160V161H165ZM233 157H234V160L233 161H237L236 162V164H235V162H234V164H233V161H230L231 160V158L233 159ZM10 158V157H9ZM148 158V157H147ZM155 158H157V161L158 162H160V163H157V161L155 160ZM215 158V159H216ZM239 160H237V159ZM244 158V157H243ZM17 159V160H18ZM137 159H139L138 157H137ZM137 159H135L136 161H137ZM145 156H141V160L142 161H145V160H147L148 161V159H145ZM15 160H16V158H15ZM26 160V159H25ZM30 160V159H29ZM28 160V161H29ZM140 160V161H141ZM199 160V161H198ZM263 160V159H262ZM261 160V161H262ZM10 161H12V160H10ZM19 161V160H18ZM21 161V160H20ZM32 161V160H31ZM154 161H156V162H154ZM175 163V166H173L174 165V163ZM202 161V160H201ZM250 161V162H249ZM5 162H8V159H7V161H5ZM16 162V161H15ZM27 162V161H26ZM25 161H24V163H26ZM139 162V161H138ZM138 162L136 163L137 165H138ZM151 162H153V163H151ZM200 162V163H199ZM240 162V163H239ZM255 162V161H254ZM260 162V161H259ZM11 163V164H12ZM145 163V162H144ZM214 163V162H213ZM213 163H211L212 165H213ZM218 163V162H217ZM238 163H239V165H238ZM242 163H244L246 166H245V168H244V165L242 164ZM257 163V162H256ZM264 163V162H263ZM136 164H134V165H136ZM216 164V163H215ZM240 164H242L241 166H240ZM20 165V164H19ZM27 165V164H26ZM153 165V166H152ZM172 165V166H171ZM252 165H253V167H255V165L252 163ZM252 165H251V167H252ZM257 165H259V164H257ZM257 165H256V167H257ZM6 166V165H5ZM4 166V167H5ZM143 166V165H142ZM141 166V167H142ZM147 166V167H148ZM177 166V169L175 168ZM216 166V165H215ZM219 166V165H218ZM238 167V169H237V167ZM260 166V165H259ZM8 167H5V171H6V169H7V171H6V174L8 175L9 174V170H8ZM175 169H174V168ZM201 168L200 170V173L199 172H197L196 171V169L197 168ZM214 167V166H213ZM239 167H241L240 169H239ZM248 168V169H252L253 170V167L252 168ZM123 168V169H122ZM133 168V169H132ZM137 168V167H136ZM135 168V169H136ZM145 168V167H144ZM143 168V169H144ZM210 168V169H209ZM215 168V167H214ZM218 168V169H219ZM243 168H244V170H243ZM116 169L118 170L117 172H116ZM130 170V172H132V170H133V172L135 173V175H136V173H138L139 175H141V177H143V179H141V177H139V176H137V177H139L138 179L136 178V180L137 181H140L139 183H140V187H138V186H134L135 185V183L137 182L136 180H135V182H131L130 181V179H128V178H131L132 180H134L135 179V176L133 175L134 173H131V174H129L130 172H129V170ZM139 169V168H138ZM154 169V171H153V173H152V170ZM235 169H236V171L238 170V174L240 173V171H241V173L238 175V174H236L237 172L235 171ZM137 170V169H136ZM145 170V169H144ZM144 170H142V171H144ZM149 170V171H148ZM150 170H151V173H150ZM177 170V171H176ZM198 170V169H197ZM212 170H214V169H212ZM256 170V168H254V170L253 171H255ZM260 170V171H259ZM9 171V172H8ZM60 171V173H58ZM120 171V172H121ZM196 171V172H195ZM243 171V172H242ZM253 171H251V172H253ZM63 172V173H62ZM211 172H213V175H214V177L215 178H213V180L214 179H218L217 180V184H215L216 183V181L214 180V182H213V180L212 181H210V178H212V177H210V176H213V175H211ZM222 172V173H221ZM236 172V173H235ZM245 172L247 173L248 172V174H245ZM251 172H250V174H251ZM264 172V171H263ZM62 173V175L64 174V175H66V177L68 176V179H66V180H64L63 182L61 181L63 178L65 179V177H63L62 178V175L60 176L59 174H61ZM122 173H120V174H122ZM149 173H150V175H149ZM216 175H215V174ZM5 174V175H6ZM10 174H11V172H10ZM17 174V175H18ZM115 174H116V176H115ZM128 174L131 176V177H129L128 176ZM259 174H261V176L259 175ZM12 175V174H11ZM10 175V176H11ZM57 175H58V177H59V179H58V177H57ZM63 175V176H64ZM110 175H112V177L110 176ZM174 175H175V178H177V181L173 178L174 177ZM222 175V176H221ZM238 175V176H237ZM243 175V174H242ZM257 175H259V176H257ZM197 176H199V177H197ZM39 177V178H40ZM109 177V178H108ZM124 177H126L127 179L126 180H128V181H130V182H126L125 181V178ZM132 177H134V179L132 178ZM199 178V179H197V178ZM210 177V178H209ZM242 177V178H241ZM260 177L262 178V179H260ZM7 178V177H6ZM11 178V177H10ZM62 178V179H61ZM74 178V179H73ZM106 178H107V181H106ZM112 178V179H111ZM260 180H259V179ZM61 179V180H60ZM114 179V180H113ZM150 179V180H151ZM197 179V180H196ZM243 179V180H242ZM248 179V178H247ZM256 179H258V180H256ZM40 180V179H39ZM176 181V183H175V181ZM202 180V182H199V181H201ZM256 181L257 183L255 184V182H253V181ZM7 181H8V179H7ZM74 181H76L75 182V184H74ZM123 181H125L124 183H121V182H123ZM152 181V182H153ZM246 181V183H247V185L248 186H252V188L250 189V190H252L253 189V187H254V185L253 184H255L256 185V188H259V187H257L258 185H259V181H260V185L262 186H260V190H261V194H260V190H258V189H254L253 191L256 193V194H259V196H260V199L262 198L263 200H258L259 198V196L258 195H255V197H257L258 199H257V201L258 202H261L260 204H258V203H253L254 201H252V200H255V202H256V199H253V197H252V195L250 196V195H248L246 192H247V188H248V186H247V188L246 189H244L245 187V185L243 184L244 182ZM248 181V182H247ZM249 181L251 182V184L249 183ZM262 181V182H261ZM16 182V181H15ZM43 182V181H42ZM119 182V183H118ZM143 182V183H142ZM148 182V181H147ZM146 182V183H147ZM149 182H151V181H149ZM160 182H163V183H161V184H159ZM166 182V183H165ZM210 182H213V188L212 187H210L211 186V183ZM50 183V184H49ZM76 183H77V185H76ZM112 183H114V182H112ZM111 183V184H112ZM117 183V184H116ZM139 183H136V185L137 184H139ZM156 183L157 184H159V186L158 185H156ZM164 183H165V187H164ZM4 184H6V183H4ZM120 184L122 185V186H120ZM148 184V183H147ZM210 184V185H209ZM258 184V185H257ZM11 185V184H10ZM46 185V184H45ZM59 185V186H58ZM113 185V184H112ZM130 185V184H129ZM145 185V184H144ZM209 185V186H208ZM52 186V185H51ZM63 186H64V184H63ZM63 186H61L62 188L60 189V190H62L63 189ZM80 186H82V187H80ZM84 186V187H83ZM85 186H87V187H85ZM124 186V187H123ZM203 186H205L206 188L207 187H209L212 191H211V194H212V192L214 191L216 194H214V192H213V196H210L211 194H210V192H206V196L204 195L203 196V198H202V195H200L201 193L200 192H204L203 190L201 191V189H199V188H203ZM18 187V188H19ZM123 189H122V188ZM130 187L131 186H129V190H134L132 187V189H130ZM223 187L226 189V192H225V190H224V192H223ZM3 188V187H2ZM5 188V187H4ZM3 188V189H4ZM8 188V187H7ZM90 188V189H89ZM106 188H109V189H106ZM113 188H114V186H113ZM115 188H114V190H115ZM205 188V190H207ZM222 189V192L223 193H220L221 192V190L220 189ZM6 189V188H5ZM48 189V188H47ZM102 189H104V191L102 190ZM149 189H150V191H149ZM172 189H174V191H172ZM213 189H216V191L215 190H213ZM12 190V189H11ZM64 190V189H63ZM126 190H127V187H126ZM125 189L123 190V191H126ZM128 190V191H129ZM140 189H138V191H139ZM218 190H220V191H218ZM246 190V191H245ZM255 190H258L257 192L255 191ZM8 191V190H7ZM97 191V192H96ZM11 192V191H10ZM29 192V193H28ZM52 193L54 196H49L48 195V193ZM115 192V191H114ZM131 192H133V191H131ZM140 192H141V190H140ZM156 192H157V194H156ZM248 192H249V190H248ZM30 193H31V195H37V197H38V199L36 198H34V197H30V198H28V196H27V194L28 195H30ZM61 193H62V195L64 196V194L63 193H65V191H61ZM81 193H82V197H81ZM111 193V194H110ZM120 193V192H119ZM143 193V192H142ZM6 194H8V192L6 193ZM58 194V193H57ZM75 194V195H74ZM93 194V193H92ZM91 193H90V196L92 195ZM132 194V193H131ZM137 194H139V192L137 193ZM161 194L164 196V197H162L161 196ZM223 194V195H222ZM263 194V195H262ZM9 195V194H8ZM61 194H59V196H60ZM65 195H68V194H65ZM77 195H79V196H77ZM88 195H89V193H88ZM103 195V196H102ZM113 195H114V193H113ZM142 195V194H141ZM184 195H186V196H184ZM4 196H5V194H4ZM69 196V198H71L70 197V195H68ZM112 196V197H111ZM117 196H118V194H117ZM123 196V195H122ZM127 196V195H126ZM130 196V195H129ZM136 196V195H135ZM137 196H139V195H137ZM196 196H197V198H196ZM198 196L200 197V198H202V199H198ZM6 197V196H5ZM9 196H7V198H8ZM67 197V196H66ZM196 198V199H194V198ZM251 198V199H249V198ZM33 198V199H32ZM62 197H60V199H61ZM83 200H82V199ZM86 198H87V196H86ZM93 198V199H94ZM112 198V199H111ZM115 198V197H114ZM119 198V197H118ZM132 198V197H131ZM130 198V199H131ZM138 198V200L139 201H141V202H139V203H141V205H143V197H141V200L139 199L140 198V196L139 197H137ZM192 198L194 199V200H192ZM13 199V198H12ZM11 199V200H12ZM89 199H91V198H89ZM88 199V200H89ZM96 199V200H97ZM110 199V200H109ZM127 199H128V196H127ZM126 199V200H127ZM130 199H129V203H130ZM134 200H136L135 198H133ZM133 199H132V201H133ZM191 199V202L189 203V200ZM82 200V201H81ZM86 200V201H85ZM96 200H93V202H94V204H95V202H96ZM122 200H124V201H126L125 200V197L124 198H122ZM122 200H121V202L120 203H122ZM73 201V200H72ZM71 201V203H75V201H73L72 202ZM98 202H101V201H103L102 199L101 200H97ZM123 201V202H124ZM131 201V202H132ZM137 201V200H136ZM196 201V202H197ZM250 201H252V203H250ZM11 202V201H10ZM22 202H20V203H22ZM82 202H85V203H83V204H81ZM87 202H89V203H87ZM128 202V201H127ZM23 203V204H24ZM97 203V202H96ZM112 203H109V205L110 204H112ZM134 205H135V203L134 202H132ZM152 203H154V204H152ZM199 203V202H198ZM100 204V203H99ZM125 204V203H124ZM22 205V204H21ZM82 205V206H81ZM95 205H98V204H95ZM106 205V204H105ZM104 205V206H105ZM113 206H114V203L112 204ZM112 205H110V206H112ZM177 205V206H176ZM185 205H183V207L185 206ZM203 205V206H202ZM27 206V205H26ZM50 206H52V205H50ZM87 206V205H86ZM107 206V205H106ZM105 206V207H106ZM166 206V207H165ZM186 206V207H187ZM195 206V207H196ZM28 207V206H27ZM84 207V206H83ZM89 207H91V206H89ZM94 207H97V206H94ZM116 207V206H115ZM160 207H161V205H160ZM182 207V208H183ZM194 207V205H193V209L195 208ZM87 208V207H86ZM98 208V207H97ZM100 208V207H99ZM98 208V210H100ZM156 208V209H157ZM168 208V207H167ZM196 208H199V207H196ZM89 209V208H88ZM94 209V208H93ZM107 210H108V208H106ZM160 208H158V210H159ZM169 209H171V208H169ZM191 209V208H190ZM206 209H203V210H206ZM158 210H156V212H158ZM185 210V209H184ZM110 211V210H109ZM146 211H147V209H146ZM150 211H149V213L147 212V214H146V216L149 214L150 215ZM168 211V210H167ZM181 211V210H180ZM191 211H193V210H191ZM83 212V211H82ZM91 212H92V210H91ZM94 212V211H93ZM97 212V211H96ZM103 212V211H102ZM165 213H166V211H164ZM169 212V211H168ZM95 213V212H94ZM115 213V212H114ZM161 213V212H160ZM182 213V212H181ZM180 213V214H181ZM189 213V212H188ZM207 213V214H208ZM105 214V213H104ZM184 214V213H183ZM190 214V213H189ZM96 215V214H95ZM100 215V214H99ZM112 215H113V213H112ZM104 216V215H103ZM154 216H155V214H154ZM153 216V217H154ZM159 216V215H158ZM182 216H184V215H182ZM101 217V216H100ZM137 217V216H136ZM152 217V216H151ZM163 217V216H162ZM164 217H165V215H164ZM163 217V218H164ZM186 217V216H185ZM99 218V217H98ZM119 218V217H118ZM130 218H131V216H130ZM147 218V217H146ZM161 218V217H160ZM162 218V219H163ZM166 218V217H165ZM187 218V217H186ZM189 218V219H190ZM113 219V218H112ZM120 219V218H119ZM132 219V218H131ZM137 219V218H136ZM150 219V218H149ZM162 219H159V220H162ZM115 220H116V217H115ZM133 220V219H132ZM140 220V219H139ZM154 220H155V218H154ZM153 220V221H154ZM158 220V219H157ZM96 221V220H95ZM114 221V220H113ZM121 221H123V220H121ZM135 221V220H134ZM153 221H152V219L150 220V222H152L153 223ZM163 222H165L164 220H162ZM184 221H186V220H184ZM149 222V220H148V222L146 221V223H150ZM156 222V221H155ZM181 223V222H180ZM193 223H192V225H193ZM209 223V224H208ZM119 224V223H118ZM160 224H162V223H160ZM167 224V223H166ZM150 225V224H149ZM168 225V224H167ZM170 225V224H169ZM168 225V226H169ZM152 226V225H151ZM151 226H149V227H151ZM163 226H164V223H163ZM163 226H161V227H163ZM189 226V225H188ZM194 226V225H193ZM206 226V227H205ZM129 227V226H128ZM147 227V226H146ZM161 227H160V229H161ZM174 227V226H173ZM173 227H172V229H173ZM190 227H191V224H190ZM151 228H152V230H151ZM150 229H149V231L151 230L152 232H154V234H156L155 233V231L153 230V227H151ZM157 228V227H156ZM164 228V227H163ZM175 228H177V227H175ZM191 228H193V227H191ZM209 228V229H208ZM165 229V228H164ZM167 229V228H166ZM196 230H198L197 232H196ZM130 231H132V230H130ZM150 231V232H151ZM158 232L160 231V230H157ZM164 231H166V230H163V232ZM171 231V230H170ZM173 231V230H172ZM171 231V232H172ZM175 231V230H174ZM127 233L129 232L128 231V229H127V231H126ZM147 232H148V230H147ZM162 232V229H161V231L159 232V233H161ZM176 232V231H175ZM177 233V232H176ZM129 234V233H128ZM127 234V235H128ZM153 233L152 234H150L149 236L150 237H152V235H154ZM158 234V233H157ZM134 235V234H133ZM163 235V234H162ZM165 235H166V232H165ZM164 235V236H165ZM167 235H168V233H167ZM178 235V234H177ZM182 235H184V234H182ZM204 235V236H203ZM212 235V236H211ZM213 235H214V239H213V241H212V238H213ZM130 236V235H129ZM147 236H148V234H147ZM147 236H146V238H147ZM148 236V237H149ZM170 236H172L171 234H170ZM179 236V235H178ZM175 237V236H174ZM212 237V238H211ZM156 238H157V236H156ZM155 238V239H156ZM163 238V237H162ZM208 238V237H207ZM207 238H204V240L205 239H207ZM149 239V238H148ZM166 239V238H165ZM173 239V238H172ZM179 239V238H178ZM186 239V238H185ZM151 240V239H150ZM167 240H169V239H167ZM191 240V239H190ZM215 240V241H214ZM129 241V240H128ZM165 241V240H164ZM176 241V240H175ZM183 241V240H182ZM149 242V241H148ZM151 242V241H150ZM169 242H171V241H169ZM177 242V241H176ZM176 242H174V243H176ZM181 242V241H180ZM187 242H189L188 240H187ZM187 242H185L186 243V245H188L187 244ZM152 243L153 244H156V242L154 243V241L152 240V242H151V244L149 245L150 247L152 246H154V247H156L155 245H152ZM172 243V242H171ZM182 243V242H181ZM180 243V244H181ZM184 243V242H183ZM161 244V243H160ZM167 244H169V243H167ZM196 244V245H197ZM200 244V243H199ZM146 245H148V243L146 242ZM164 245H166V243L165 244H163V248L164 249H166L167 248V246L169 247V245H167V246H165L164 247ZM171 245V244H170ZM174 245V244H173ZM176 245H178L177 243H176ZM185 245V244H184ZM183 246V245H182ZM181 246V247H182ZM150 247H148V248H150ZM151 247V248H152ZM153 247V248H154ZM171 247V246H170ZM170 247H169V249H170ZM174 247V246H173ZM199 248V251H198V248ZM70 248H72V247H70ZM162 248V249H163ZM177 248V247H176ZM179 248H180V246H179ZM179 248H178V250H179ZM184 248V247H183ZM182 248V249H183ZM146 249H147V247H146ZM168 249V248H167ZM173 249H175V248H173ZM74 250V249H73ZM171 250V249H170ZM178 250H176V252H178ZM181 250V249H180ZM202 251V253H201V251ZM203 250H205V252H206V250H209V251H207L206 253L209 255H207V254H205V252L203 251ZM221 250V251H220ZM76 251V250H75ZM74 251V252H75ZM146 251H148V250H146ZM169 251V250H168ZM184 251H186V250H184ZM189 251V250H188ZM188 251H186V253H188ZM211 251H213V249L211 250ZM220 251V252H219ZM153 252H154V250H153ZM159 252V251H158ZM174 252H175V250H174ZM174 252H172L173 254H175ZM190 252V251H189ZM194 252V251H193ZM198 252H199V254H198ZM76 253H77V251H76ZM165 253H167L168 255H169V253L168 252H165ZM184 253V252H183ZM191 253V256H192V252H190ZM146 254H150L149 253V251H148V253H146ZM155 254V253H154ZM163 254V253H162ZM166 254V255H167ZM178 255H179V253H177ZM196 254V255H195ZM223 254H224V258L222 259V257H223ZM71 255V254H70ZM152 255V254H151ZM167 255V256H168ZM188 255V254H187ZM186 255V258L188 257ZM147 256V255H146ZM148 256H150V255H148ZM147 256V257H148ZM158 256V255H157ZM156 256V257H157ZM162 256V255H161ZM164 256H165V254H164ZM164 256H162V257H157L158 258V260L160 261L159 263L161 264V260L160 259H162L163 261L165 260V263L167 262L168 263V259H166V256H165V258H164ZM175 256V255H174ZM177 256V255H176ZM175 256V257H176ZM182 258H184V259H180L179 258V256H178V258L179 259H175V257H174V259H173V262H172V264H178V262L181 264L182 263V261L181 260H183V262L186 260L185 259V255H184V257L182 256V253H181V255H180ZM79 257V256H78ZM153 257H154V255H153ZM171 257H172V255H171ZM150 258H151V260H150ZM164 258V259H163ZM177 258V257H176ZM191 257H189V259H190ZM216 258V259H215ZM79 259V258H78ZM83 259V258H82ZM150 261H152V262H150L149 260H147V258H146V263L147 264H153L154 262H153V260H156L155 261V263L154 264H156V262H157V264H159L158 263V261H157V259L156 258H152L151 256L148 258ZM170 259H172V258H170ZM169 259V260H170ZM188 259V258H187ZM194 259H195V261H194ZM202 259H203V256H202ZM203 259V260H204ZM206 259H205V261H206ZM216 261H215V260ZM222 259V260H221ZM80 260V259H79ZM167 260V261H166ZM176 260H177V262H176ZM203 260H199V263H201V261H202V263H204L205 261H203ZM149 261V262H148ZM192 261V260H191ZM191 261L189 262L190 264H192L191 263ZM198 261V260H197ZM207 261H206V263H207ZM84 262V261H83ZM175 262V263H174ZM186 262H187V260H186ZM216 262V263H215ZM222 262V263H223ZM166 263V264H167ZM196 264H197V262H195ZM194 263V264H195ZM198 263V264H199ZM201 263V264H202ZM206 263H204V264H206ZM207 263V264H208ZM211 263V264H212ZM222 263H219V264H222ZM83 264V263H82ZM163 264H164V262H163ZM168 264H171V262L170 263H168ZM183 264H186L185 262L183 263Z\"/></svg>",
    "mask_w": 264,
    "mask_h": 264
}]
</instances>
